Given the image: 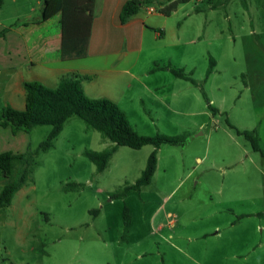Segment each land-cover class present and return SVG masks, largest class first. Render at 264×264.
<instances>
[{
  "label": "rangeland",
  "instance_id": "374dc122",
  "mask_svg": "<svg viewBox=\"0 0 264 264\" xmlns=\"http://www.w3.org/2000/svg\"><path fill=\"white\" fill-rule=\"evenodd\" d=\"M42 1L0 0V21L43 20ZM194 1L179 4V15L169 20L183 23V12L207 7L206 0ZM247 1V10L243 0H233L212 15L216 35L223 24L233 30L221 39L178 49L154 42L143 52L144 66L137 69L150 71L143 79L148 86L170 76L162 92H138L141 97L133 99L123 95L124 87L111 92L140 135L186 138L184 146L158 150L155 174L141 192L123 194L141 177L151 145L119 147L98 173L84 153L113 143L79 118L69 119L52 147L37 155L50 126L35 127L24 141L4 136L0 153L26 154L31 172L0 210V264H264V156L236 133L256 130L264 150V0ZM55 18L48 32H55ZM251 21L254 34L247 31ZM159 56L170 58L153 63ZM169 68L195 84L167 73ZM172 78L176 84H167ZM135 88L143 90L133 82ZM86 89L90 98L100 93L99 87ZM20 170L16 163L8 178L0 170V192Z\"/></svg>",
  "mask_w": 264,
  "mask_h": 264
},
{
  "label": "crops",
  "instance_id": "0c3cea01",
  "mask_svg": "<svg viewBox=\"0 0 264 264\" xmlns=\"http://www.w3.org/2000/svg\"><path fill=\"white\" fill-rule=\"evenodd\" d=\"M127 1L96 0L91 34L86 39L63 40L59 25L60 16L55 18L56 30L53 33L48 32L47 27L53 23V19L43 21L40 18L33 21V18L27 16V19L17 24L11 23L12 18L9 19L8 24L0 21V110L6 106L20 111L25 110V82L36 81L49 88H56L62 78L72 74L90 77L82 83L87 96V87L94 91L99 87L100 93L92 99H111L124 110L120 99L111 94L113 90L124 87L127 90L122 93L123 95L126 92L131 93L130 99L135 95L140 98L138 92L157 95L164 90L162 84L170 77L160 76L158 79H163L155 88H151L143 80L149 78L150 71L141 73L137 69L139 63L143 68L144 61H140L142 54L145 50H152L154 42L162 45L163 48L178 49L181 45H195L203 41L210 44L227 35L229 31L233 32L227 24H223L219 34L214 33L211 19L214 13H220L218 9L185 11L178 16V19H183V23H172L169 19L179 15L181 5L168 17L164 16L158 7L149 6L122 24L120 12ZM232 1H229L226 8ZM12 2L16 4L17 0ZM194 2L189 0L187 3ZM249 9L252 10L251 5ZM259 11L264 21L263 2L259 3ZM220 15L224 21L229 18L224 14ZM207 19L209 21H206ZM246 24L247 31L252 28L250 34H254L255 24L252 21ZM246 24L242 25L246 26ZM237 28L240 30L239 26ZM230 37L233 39V34ZM225 39L228 41V36ZM169 58L159 56L153 60V63H164ZM85 60L92 62L87 63ZM166 71L172 73L171 68ZM100 74L105 76L101 82L97 80ZM175 81L177 80L172 78L167 84H176ZM133 82L143 90L132 89ZM175 96L176 93L173 91L171 97ZM25 133L28 132L18 131L13 134L11 128L0 127V145L3 146V143L5 145V135L11 136V139L7 138L8 142L12 137L18 142L24 141ZM18 135H21L20 139L16 138ZM3 148L5 150V146Z\"/></svg>",
  "mask_w": 264,
  "mask_h": 264
},
{
  "label": "trees",
  "instance_id": "16d2710c",
  "mask_svg": "<svg viewBox=\"0 0 264 264\" xmlns=\"http://www.w3.org/2000/svg\"><path fill=\"white\" fill-rule=\"evenodd\" d=\"M189 0H128L121 9L120 21L125 24L130 18L137 15L143 8L149 6L158 7L164 16H170L179 4ZM230 0H206L205 9H217L224 7ZM42 19L47 21L60 16L61 38L63 40L86 39L90 37L91 25L94 17L96 0H43ZM243 4L247 9L246 0ZM197 12L203 11L197 9ZM3 35V34H1ZM214 63L211 62V67ZM212 69L208 74H211ZM172 73L184 80L195 84V81L181 71L172 70ZM90 77L72 74L61 79L56 88H49L39 82L31 81L24 83L26 93V108L23 111L6 106L0 112V127L11 128L12 133L18 131L30 132L35 127L50 126L51 131L47 138L33 153L48 151L54 140L62 132L66 122L73 118H79L87 129L95 130L113 143L110 149L97 153L86 151L84 155L96 166L98 173H102L108 166L110 159L119 147H128L139 150L144 146L151 145L154 150L150 154L146 168L141 177L133 185L125 188L123 194L128 192H141L142 188L149 185L157 168V153L163 145L184 146L186 138L183 136H166L162 134L153 137L140 135L131 125L124 111L111 99L89 98L82 86L83 81ZM209 109L216 113L209 103ZM227 124L234 128L229 122ZM235 129V128H234ZM250 142L253 151L264 156L260 140L256 130L239 131ZM26 154H14L4 152L0 154V170L5 178H8L16 163L21 165L17 179L8 183L0 192V210L9 206L15 194L21 189L27 175L31 172L30 163ZM96 214V212H93ZM125 221H129V214L125 211Z\"/></svg>",
  "mask_w": 264,
  "mask_h": 264
}]
</instances>
